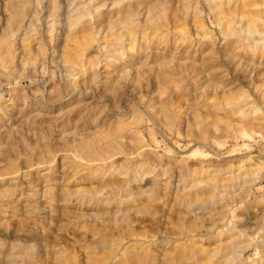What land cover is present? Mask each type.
I'll return each instance as SVG.
<instances>
[{"label":"rangeland","instance_id":"obj_1","mask_svg":"<svg viewBox=\"0 0 264 264\" xmlns=\"http://www.w3.org/2000/svg\"><path fill=\"white\" fill-rule=\"evenodd\" d=\"M0 264H264V0H0Z\"/></svg>","mask_w":264,"mask_h":264}]
</instances>
